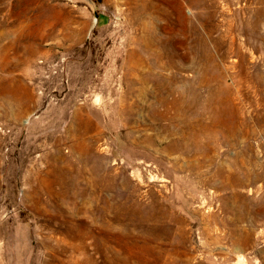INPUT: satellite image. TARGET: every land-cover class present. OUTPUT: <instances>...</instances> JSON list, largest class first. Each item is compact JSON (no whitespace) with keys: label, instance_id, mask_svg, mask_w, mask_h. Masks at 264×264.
Instances as JSON below:
<instances>
[{"label":"rangeland","instance_id":"374dc122","mask_svg":"<svg viewBox=\"0 0 264 264\" xmlns=\"http://www.w3.org/2000/svg\"><path fill=\"white\" fill-rule=\"evenodd\" d=\"M0 264H264V0H0Z\"/></svg>","mask_w":264,"mask_h":264}]
</instances>
